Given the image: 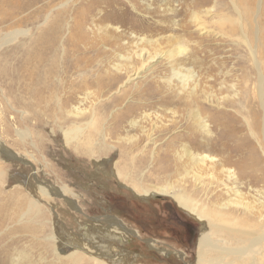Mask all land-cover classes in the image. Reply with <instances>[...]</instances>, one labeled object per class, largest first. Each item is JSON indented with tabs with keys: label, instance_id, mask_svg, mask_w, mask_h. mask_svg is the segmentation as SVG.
I'll return each mask as SVG.
<instances>
[{
	"label": "rangeland",
	"instance_id": "374dc122",
	"mask_svg": "<svg viewBox=\"0 0 264 264\" xmlns=\"http://www.w3.org/2000/svg\"><path fill=\"white\" fill-rule=\"evenodd\" d=\"M109 1L108 6V0H0V144L5 148L0 153V264H92L87 256L75 261L69 237L82 239L85 233L81 221L72 224L68 219L66 201L72 196L40 197L31 187L36 180L63 185L75 194L82 213L75 207L73 211L82 221L112 216L136 232L139 236L129 234L123 245L105 244L123 252V264H195L202 235L213 237L215 226L241 228L234 215L217 214L211 202L227 195L207 199L218 190L211 171H201L204 176L198 177L195 157L190 159L185 151L208 154L213 143L207 151L195 146L212 139L218 153L211 154L227 159L225 168L246 174L241 176L244 181L253 177L256 167L245 160L242 145L246 130L240 127L234 135L226 131L227 126L242 125L229 84H238L248 102L243 109L258 107L251 89L244 93L242 89L248 71H253L244 47L236 40L222 44L220 38H203L199 44L206 50L193 64L175 53L186 41L185 31L198 40L196 32L183 27L180 9L186 0ZM134 1L141 12L132 9ZM260 6L264 32V0ZM81 9L91 16L84 18ZM46 13L49 19L44 24ZM143 19L161 20V29L144 34L140 43L129 36V28ZM64 23L65 53L59 58L45 48L57 24V41L63 35ZM111 27L123 31L122 41ZM188 51L196 48L189 44ZM141 52L157 55L143 65L137 78L125 82L126 71L138 66ZM221 56L233 71L229 76ZM180 67L201 77L196 94H190L191 82L184 87L174 77ZM68 91L74 93L72 106L80 110L96 102L98 122H105L97 126L110 129L103 134L92 130V158L87 156L89 147L74 152L64 145L61 129L70 127L72 119L55 98ZM124 111L121 121L118 115ZM203 121L210 135L199 127ZM143 131L152 134L150 141ZM240 183L225 181L233 189ZM167 184L173 187L165 190L167 194L143 198L132 191L159 192ZM255 188L264 193V184ZM177 194L187 198V209L206 221L178 208L171 197ZM225 234L214 237L224 240ZM149 243L172 253L151 249ZM101 259L113 260L105 255Z\"/></svg>",
	"mask_w": 264,
	"mask_h": 264
},
{
	"label": "bare ground",
	"instance_id": "6f19581e",
	"mask_svg": "<svg viewBox=\"0 0 264 264\" xmlns=\"http://www.w3.org/2000/svg\"><path fill=\"white\" fill-rule=\"evenodd\" d=\"M110 3H112V1L108 0V6ZM131 6L135 12H141L138 3L135 1L131 3ZM184 7L185 8L180 9L183 13V27L192 29L196 32L198 40H194L191 37L192 32L185 31L183 36L186 41L181 42L177 47L175 52L176 55H181L184 60H188L195 64L197 63L196 55L206 50V48L199 44V41L203 38H220L219 40L222 41V44H229L236 40L238 45V42H240L247 53L248 61L253 70H249L244 78L242 87L243 93L244 90L249 87L251 89L252 101L257 103L258 106L257 110L243 109L245 105H248V102L240 95L238 84H229L235 90L233 95L235 98L234 104L238 106L234 110L241 120L242 125L234 124L227 126L226 131L229 135H234L238 132V129L242 127L247 132V137H244L242 143L245 148L243 149L246 154L245 160L252 162L256 167V169L253 170V177L251 176L247 181H244L243 177H241L246 174L241 172L236 174L225 168L227 159L217 158L214 154H211L218 153V151L216 152L215 150L216 143L212 142V139H208L201 143L202 146H195L198 151H207V147L213 143V148L207 151L208 154H196L195 156L190 151H185L190 159L195 157L194 162L199 166L196 172L198 177L204 176V173L200 174L201 171H211V179L218 190L214 191L212 195H208L207 199L213 200L212 198H214V196H220L222 194L227 195V198L222 201L216 200L211 202V205L217 209V214H225L224 212H227L234 215V219L239 221L241 226L240 229L232 231L215 226L213 237H209L206 233L202 235L197 244L195 264H264V193L255 188L259 183L264 184V32L262 26H260L259 20L261 9L260 0H216L215 2H213V0H186ZM147 8L150 9V6L148 5ZM171 11L174 12L175 10ZM79 12L84 18L91 16L84 13L82 9ZM47 19H49L48 13L43 17L44 24H46L45 22H47ZM152 21L140 20V23L136 24L137 26L129 28V30H131L129 36L136 37V39L142 43L146 38L144 34L161 29V20ZM59 28L60 25L57 24L54 28V32L48 35L50 39L45 50L54 54V56L58 55L59 58H62L65 53L63 46L65 41L63 38L67 34V24L64 23L63 35H60L57 41L55 35L58 33ZM111 29L116 34L113 36L118 37V41H122L124 37L122 35L123 31H118L117 28L112 27ZM189 44L196 48L195 52L188 51ZM208 51L210 50L208 49ZM156 55L157 54L150 55L147 52L138 53L137 58L139 64L135 67L134 65L131 66V68L126 71L125 82H130L131 77H133V79L137 78L143 65H145L147 61H153ZM220 60L224 65L225 76L231 75L233 71L226 67V58L221 56ZM174 77H176L184 87L186 84L190 87V84L187 82H191L193 88H191L190 94H196L197 88L201 83V77H198V74L193 70H185L180 67L178 71L174 73ZM73 97L74 93L68 91L66 94L55 98V104H57L60 109H64L67 115L71 116L72 119V125L70 127L61 129L64 145L66 148H74V152L81 148L89 147L87 156L92 158L93 152L90 150V147L92 149V130L95 129L96 132L100 133L102 128L101 126H97V124L103 125L105 122H98L99 112L96 107V102L92 101V103L85 108L87 110L83 111L77 106H72ZM208 104L211 103L208 102ZM208 116L210 117L209 113ZM118 117L123 121L126 117V111L119 114ZM199 127L205 135H210V128H208L204 121L200 123ZM107 130L110 129L102 130L101 134L105 133ZM143 134L146 140H151L152 134L149 131H143ZM87 141L90 144L85 145ZM4 151L5 148L0 144V153ZM223 176L225 181L230 185L237 184L238 181H241V183L234 189L231 187L228 188ZM31 187L34 193L38 192L40 197L46 199H49L51 195L61 196L67 194L70 197L72 196V200L66 201L68 219L72 220H70L72 224L75 223V220L81 221L79 227L85 233L82 239L69 237L71 243L74 241L73 246L75 248L73 251L76 256L75 261L81 262L82 258L87 256L92 260V264H123L121 259L123 252L120 250H111L110 245L105 246V244L109 241L110 243H117V246L123 245L128 241L129 234L139 236L136 232L126 229L117 218L112 216L102 220L96 217H87L86 220L83 219L84 221H82L73 211L78 209L77 212H81L79 211L78 202L74 199L75 194L71 193L63 185H61L62 188H60L53 184L49 185L46 181L36 180V184ZM167 188H173L172 184H167V186L160 189L159 192L144 190L141 193L136 190L132 191L138 196L142 195L143 198H145L154 194H167V191H165ZM171 197L178 208L181 207L186 209L189 214L194 215L200 221L205 220L203 216L186 208V197H182L179 194L172 195ZM244 218H247V222L243 220ZM90 230H93L95 235L89 234ZM222 231L226 232V239L221 240L214 237L218 234L221 235ZM78 244L82 247L79 248ZM149 247L154 250H159L164 254L172 253V251L165 248L159 249L151 243H149ZM104 255L106 257L111 256L113 260L110 259L107 260V262L101 259Z\"/></svg>",
	"mask_w": 264,
	"mask_h": 264
},
{
	"label": "flooded vegetation",
	"instance_id": "af4514ba",
	"mask_svg": "<svg viewBox=\"0 0 264 264\" xmlns=\"http://www.w3.org/2000/svg\"><path fill=\"white\" fill-rule=\"evenodd\" d=\"M184 226H185V228H188V225H184ZM188 229H189V228H188ZM192 234H193V233L190 232V237H192Z\"/></svg>",
	"mask_w": 264,
	"mask_h": 264
}]
</instances>
